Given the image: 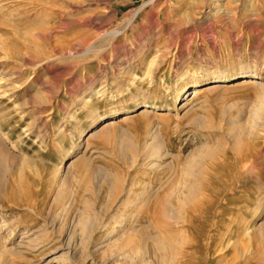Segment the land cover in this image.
Here are the masks:
<instances>
[{"label": "rangeland", "instance_id": "374dc122", "mask_svg": "<svg viewBox=\"0 0 264 264\" xmlns=\"http://www.w3.org/2000/svg\"><path fill=\"white\" fill-rule=\"evenodd\" d=\"M0 264H264V0H0Z\"/></svg>", "mask_w": 264, "mask_h": 264}, {"label": "bare ground", "instance_id": "6f19581e", "mask_svg": "<svg viewBox=\"0 0 264 264\" xmlns=\"http://www.w3.org/2000/svg\"><path fill=\"white\" fill-rule=\"evenodd\" d=\"M1 1H2V0H1ZM254 74H255V71H252V72H250L249 75H247L246 77H247V78H253V77H254ZM190 93H191V94H194L195 92H194L193 89H191L190 92H189V94H190ZM196 93H197V92H196ZM144 109H145V108H144ZM142 110H143V109H142ZM122 119H123V118H122ZM109 123H110V122H105L104 124H109Z\"/></svg>", "mask_w": 264, "mask_h": 264}]
</instances>
